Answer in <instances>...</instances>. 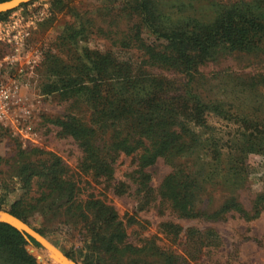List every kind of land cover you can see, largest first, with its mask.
I'll use <instances>...</instances> for the list:
<instances>
[{"label":"rangeland","instance_id":"rangeland-1","mask_svg":"<svg viewBox=\"0 0 264 264\" xmlns=\"http://www.w3.org/2000/svg\"><path fill=\"white\" fill-rule=\"evenodd\" d=\"M228 11L264 22V0H32L9 11L0 80L19 89L0 124V211L75 264L89 234L80 221L98 205L115 212L130 246L100 264H264V36L216 48L190 73L154 57L161 35ZM76 74L88 88L98 80L106 101L157 97L158 120L96 116L85 90L62 89ZM58 121L88 133L78 141ZM123 139L131 154L113 145ZM41 199L52 206L45 216L30 209Z\"/></svg>","mask_w":264,"mask_h":264},{"label":"trees","instance_id":"trees-1","mask_svg":"<svg viewBox=\"0 0 264 264\" xmlns=\"http://www.w3.org/2000/svg\"><path fill=\"white\" fill-rule=\"evenodd\" d=\"M4 1L8 0H0V3ZM21 6H24V4H21ZM8 13L0 14V20ZM235 13L231 11L225 12L212 25L201 26L193 33L176 29L164 35L160 34L167 41V44L162 48L161 53L156 54L154 57L158 63L164 66L180 72L190 73L196 65L201 64L210 56L212 50L219 47L227 48L228 50H243L250 45L249 39L257 35L260 37L264 36L263 21L247 14ZM93 64L98 67L95 63ZM97 71L99 74L100 70L98 69ZM79 75L76 74L74 78L68 80V84L63 81L62 89L74 90L73 92L85 90L86 103L94 110L96 116L97 114H104L111 119H115L117 116L131 117L136 120V124L145 123L149 126L158 120V118H155L156 112L160 111L159 105L157 106L159 101L157 97L132 102L134 107L135 105L138 106L133 110L131 109L133 107L131 106L132 103L124 104L125 100L118 99L113 95H110L108 97L109 101H106L105 91L100 87L98 80L90 79L93 87L88 88L84 85V81L79 78ZM46 93L53 94L54 90L46 91ZM105 104L106 108L104 107ZM57 124L78 141H80V137L86 136L88 133L86 129L84 130L79 125H70L65 121H58ZM113 145L126 154H131L134 150L132 146H129L126 139L115 142ZM84 146L85 144L83 145L82 143L81 147L84 148ZM87 146L86 144V148ZM168 146V143H161L157 153H162ZM90 151H92L91 148ZM92 154L94 153L92 152ZM143 158L148 163H151L154 160V155L146 154ZM102 166L103 162L100 163V167ZM100 169H104V167ZM70 192L72 193L71 190ZM73 204L71 203L67 206L68 210L71 209L72 212L73 210L76 211L77 208ZM235 205L231 204L232 207ZM30 209L31 211H39L45 216L51 212L52 206L51 204H45L44 199H41L31 206ZM88 210L89 208L86 211ZM12 213L16 214L15 211H12ZM93 215L95 217L91 220L87 218L84 221H80V224L82 223L87 227L89 233L88 239H85V244L82 246V251L84 252L81 254V264H100L102 256L104 257L110 253H123L130 248V246L124 245V233L120 228V223L117 222L115 212L111 208L98 205ZM17 216L25 220L21 214ZM72 217L74 218V216ZM77 221L79 220H65L63 223H70V225L76 226L79 224ZM47 222L49 223V221ZM61 223L59 222V224ZM43 229L39 231L41 234H43ZM27 237L28 240L11 225L0 222V264H50L40 253L35 251L39 247L38 243L31 237Z\"/></svg>","mask_w":264,"mask_h":264},{"label":"water","instance_id":"water-1","mask_svg":"<svg viewBox=\"0 0 264 264\" xmlns=\"http://www.w3.org/2000/svg\"><path fill=\"white\" fill-rule=\"evenodd\" d=\"M32 0H8L1 2L0 5L4 4H11L7 9L0 10V14L9 12L17 7H19L21 4L27 3ZM15 220L19 223H21L23 226L18 227L16 224H14L12 221ZM0 222H4L6 224L11 225L18 231H20L26 240H28V237H31L34 239L38 244H40L46 251L48 258L54 263V264H75L71 260H69L65 255H63L60 251H58L56 248H54L52 245L47 243L44 239H42L37 233H35L31 228H29L26 224H24L22 221L17 219L16 217L12 216L9 213L1 212L0 211ZM28 229V230H27Z\"/></svg>","mask_w":264,"mask_h":264},{"label":"built area","instance_id":"built-area-1","mask_svg":"<svg viewBox=\"0 0 264 264\" xmlns=\"http://www.w3.org/2000/svg\"><path fill=\"white\" fill-rule=\"evenodd\" d=\"M18 89L19 85L15 81L8 84L0 80V124L2 125H5L9 119V106ZM24 137L29 138V132H25Z\"/></svg>","mask_w":264,"mask_h":264},{"label":"bare ground","instance_id":"bare-ground-1","mask_svg":"<svg viewBox=\"0 0 264 264\" xmlns=\"http://www.w3.org/2000/svg\"><path fill=\"white\" fill-rule=\"evenodd\" d=\"M17 2V0H16ZM12 4V3H11ZM11 4H4V5H0V10H4L7 9ZM14 224H16V226L18 227H22L23 225L15 220L12 221ZM24 227V226H23ZM28 230V229H27Z\"/></svg>","mask_w":264,"mask_h":264}]
</instances>
